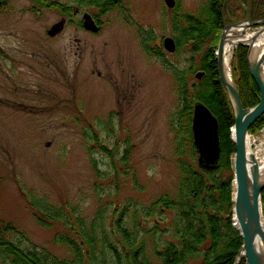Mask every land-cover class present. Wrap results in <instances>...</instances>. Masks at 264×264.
Returning a JSON list of instances; mask_svg holds the SVG:
<instances>
[{"label":"rangeland","instance_id":"1","mask_svg":"<svg viewBox=\"0 0 264 264\" xmlns=\"http://www.w3.org/2000/svg\"><path fill=\"white\" fill-rule=\"evenodd\" d=\"M52 1L70 6L72 17L58 8H34L30 0H7L0 7V229L3 223L11 224L25 235L8 234L9 240L72 259L68 247L56 241V235L67 230L63 223L43 227L25 195L59 207L86 225L106 207L102 216L106 224L122 217L119 226L127 225L130 240L144 241L147 260L161 264L155 241L159 230L168 228L170 216L151 217L145 209L165 195L177 198L180 161H190L188 142L182 147L177 144L184 135L177 140L181 130L173 128V117L181 109L176 72L187 78L190 87L203 72L186 74L194 40L190 38L172 54L164 49V39L175 40L176 6L169 8L166 0L123 1L122 10L100 15L99 23L98 9L80 7L76 0ZM207 1L175 0L182 12L191 14H199ZM89 20L98 32L84 29ZM142 29L155 35L149 44L155 54L146 52ZM260 29L250 28L241 37ZM218 33L204 47L214 49L215 57ZM239 34L237 29L234 35ZM159 45L166 65L156 56ZM236 49L229 55L231 74ZM249 135L251 147H260L263 158L264 126ZM236 157L237 152L230 157L233 226ZM156 220L161 223L159 230ZM244 252L245 246L242 256Z\"/></svg>","mask_w":264,"mask_h":264},{"label":"trees","instance_id":"2","mask_svg":"<svg viewBox=\"0 0 264 264\" xmlns=\"http://www.w3.org/2000/svg\"><path fill=\"white\" fill-rule=\"evenodd\" d=\"M30 1L34 8H58L60 10L58 12L68 18L73 15L70 6H62L52 0ZM123 1L129 0H76V3L80 7L98 9L96 19L99 23L100 15L120 8ZM6 2L7 0L1 7H4ZM241 3L239 0H208L199 14L184 13L177 4L173 13L176 52L182 44H188L190 38L194 40V43L190 44L191 56L187 61L190 64L186 74L189 76L198 69L202 70L204 75L190 87L187 78L176 72L177 80L181 83L179 88L181 109L173 117V128L179 127L181 130L178 132L177 140L180 134L184 135L181 143H177L179 147L188 142L190 161H180L182 177L177 198L172 200L165 195L150 208L145 209L147 215L151 217L161 215L168 219L170 216L168 228L163 230H159L161 223L156 220L160 237L155 241V253L161 258V264H190L192 261L196 264H247L246 257L241 255L244 250V239L233 226L231 218L234 173L230 157L237 152V144L229 132L234 126L233 108L228 90L220 79L217 57L214 56L215 50L207 51L204 48L218 31L219 41L226 25L246 19L248 15L246 9L253 11L254 21L264 20V0H241ZM127 19L133 22L129 17ZM140 35L146 52L150 55L155 54L149 45L155 40L153 32L142 29ZM159 48L161 50L156 56L166 65L162 45H159ZM199 56L201 63L197 64ZM247 56V47L238 46L232 60V76L245 108L253 107L260 102V92L251 76ZM197 102L206 105L219 124L220 157L218 168L213 171L200 168L195 161L198 151L193 140L192 119ZM263 126L264 115L249 121L248 132L256 134ZM92 139L95 140L96 136ZM102 150L113 154L105 147ZM125 159L126 157L123 158ZM25 197L29 198L27 201L43 227L50 228L57 221L63 223L67 230L64 234H57L56 241L68 247L72 259H60L45 248L36 245L25 248L20 242L9 240L8 234L17 238L25 234L13 225L3 223L0 229V258L3 264H151L145 257V242L138 239L130 240L132 234L129 233L127 225L119 226L122 217L120 221H112L111 225L106 224L102 217L106 213V207H101L96 213V218L86 225L83 219L76 217L71 219V216L63 213L64 210L49 207L42 199H34L31 195ZM261 197L264 201V190ZM122 235L124 240L121 239Z\"/></svg>","mask_w":264,"mask_h":264},{"label":"water","instance_id":"3","mask_svg":"<svg viewBox=\"0 0 264 264\" xmlns=\"http://www.w3.org/2000/svg\"><path fill=\"white\" fill-rule=\"evenodd\" d=\"M165 2L169 8L175 7V0H166ZM255 26H261V29L253 33L250 39L231 41L230 37L232 34L234 35L235 30L242 29L239 35L243 36L245 31ZM84 28L90 32L99 30L92 20L87 21ZM54 33V31L49 32L50 35ZM262 39H264V21H254L253 12L249 10L246 20L227 25L224 28L216 52L220 78L229 92L232 103V115L235 123L232 129L233 139L237 144V157L241 158V161L236 162L235 169L238 186L234 208V227L245 241L244 246L247 252L245 255L248 264H264V247L253 225V206L264 190V173L258 171L257 151L251 147L248 132L249 121L264 115V53L255 49L257 42ZM227 43L233 46L248 47L249 70L261 95V102L255 107L245 108L243 106L235 81L233 78L229 81L227 77L225 59ZM163 45L169 53H174L177 49L176 42L172 38L164 39ZM203 75V72H199L196 78L201 79ZM192 132L194 145L199 155L198 166L207 171L217 169L220 157L219 124L209 108L201 102H197L194 106Z\"/></svg>","mask_w":264,"mask_h":264},{"label":"bare ground","instance_id":"4","mask_svg":"<svg viewBox=\"0 0 264 264\" xmlns=\"http://www.w3.org/2000/svg\"><path fill=\"white\" fill-rule=\"evenodd\" d=\"M238 31H242V29H238ZM232 37H230L231 41H237V39H250L251 36H245V37H242L240 38L241 36L239 37H234V35L232 34L231 35ZM233 46L232 44L230 43H227L226 44V48H225V59H226V68H227V77L229 79V81H231V73H230V69H229V55H231L232 53V49H233ZM261 48V52L262 54L264 53V39H262L261 41L257 42V44L255 45V49H259ZM232 133H234L232 131ZM233 137V136H232ZM251 144V142H250ZM256 156H257V165H258V171L260 173H264V157L261 158L260 157V147H257L256 148ZM241 161V158L240 157H236V162H239ZM237 186H238V181L236 180L235 181V188H236V191H235V199L237 198ZM253 225L255 227V230L257 231V234L263 244V247H264V221L263 219H261V200L260 198L256 199L255 203H254V206H253ZM245 254H247V252L245 251L244 252Z\"/></svg>","mask_w":264,"mask_h":264},{"label":"flooded vegetation","instance_id":"5","mask_svg":"<svg viewBox=\"0 0 264 264\" xmlns=\"http://www.w3.org/2000/svg\"><path fill=\"white\" fill-rule=\"evenodd\" d=\"M5 1V0H4ZM4 1L3 0H0V7H1V5H3V3H4ZM77 12V11H76ZM76 12H75V14H76ZM67 17V16H66Z\"/></svg>","mask_w":264,"mask_h":264}]
</instances>
